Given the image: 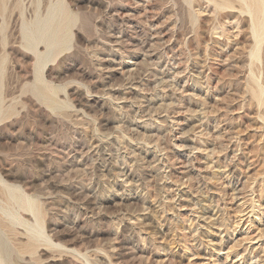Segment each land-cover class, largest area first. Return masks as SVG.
<instances>
[{"label":"rangeland","instance_id":"1","mask_svg":"<svg viewBox=\"0 0 264 264\" xmlns=\"http://www.w3.org/2000/svg\"><path fill=\"white\" fill-rule=\"evenodd\" d=\"M254 5L0 0V264H264Z\"/></svg>","mask_w":264,"mask_h":264},{"label":"bare ground","instance_id":"2","mask_svg":"<svg viewBox=\"0 0 264 264\" xmlns=\"http://www.w3.org/2000/svg\"><path fill=\"white\" fill-rule=\"evenodd\" d=\"M253 1L255 2L253 10H255V12L258 14V17L256 18L257 23L254 21V19L252 22V31H253V35H254L255 48L257 50V52H252V57L258 59V51L260 50L259 44L261 43V40L264 37V0H253ZM243 3H245V2H243ZM246 3H247V0H246ZM249 5H247V8L250 11Z\"/></svg>","mask_w":264,"mask_h":264}]
</instances>
